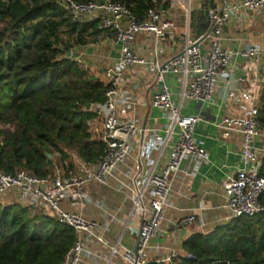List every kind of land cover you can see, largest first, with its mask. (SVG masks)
<instances>
[{
	"label": "trees",
	"instance_id": "trees-1",
	"mask_svg": "<svg viewBox=\"0 0 264 264\" xmlns=\"http://www.w3.org/2000/svg\"><path fill=\"white\" fill-rule=\"evenodd\" d=\"M112 1L138 20L152 8H171V0ZM211 26L206 2L191 9L195 38ZM103 38L99 18L75 20L58 0H0V168L52 177L74 173L75 157L102 158L106 143L92 137L89 122L109 85L67 53ZM258 119L264 128V87ZM38 206L0 196V264H65L77 231ZM183 249L177 264H264V211L195 233Z\"/></svg>",
	"mask_w": 264,
	"mask_h": 264
},
{
	"label": "built area",
	"instance_id": "built-area-1",
	"mask_svg": "<svg viewBox=\"0 0 264 264\" xmlns=\"http://www.w3.org/2000/svg\"><path fill=\"white\" fill-rule=\"evenodd\" d=\"M75 20L100 19V28L105 31V39L120 44V55L116 63L103 70L105 82L109 85L105 101L96 106L97 117L102 121V129L94 127V119L89 122L92 137L106 143V151L102 158L90 164L75 157L76 171L65 174L57 170L52 177H41L26 170L8 173L0 168V196L10 193L22 195L31 204H43L48 211L62 223H66L77 231V240L66 257L65 264H81L84 243L81 233H88L103 241L96 233L98 222L86 219L77 211L63 209L60 205L63 194L70 188L77 191L79 203L84 197L85 185L91 181L107 182V178L130 155L132 139L143 129L135 121L123 119L118 114L119 85L125 72L136 66L150 64L157 73L160 89L153 95L151 104L168 112L169 124L166 137L151 133L142 143L140 160L135 172L132 189V200L135 206L145 210L144 202L150 201V214L142 221L138 233L136 249L127 250L123 257L128 264H164L163 261L148 257L147 248L152 237L157 235L164 218V210L171 192L174 175L180 170L187 156L203 161L210 158L209 151L195 138V128L200 121L197 114H184L173 98L172 91L165 79L166 74L180 76L183 88L182 95L201 103L212 100L221 79H230L234 53L221 45L225 17L215 9H210L212 21V40L204 47L199 42L201 37L187 38L184 50L166 61L160 55L166 51L168 40L175 25L174 21L164 16V12L150 9L143 20H138L132 12L119 1L112 0H58ZM243 8L252 13L264 11V0H241L228 9ZM190 12V8L187 9ZM140 34L153 35L155 39V55L152 59L138 54L133 43ZM73 54V50H72ZM251 61L264 58V48L259 45H247L241 52ZM80 61L79 59H76ZM264 87L263 74H255L247 84L236 81L227 90V99L236 101L243 113L238 116H226L220 124L226 137L232 132L242 135L241 156L250 167L238 169L229 177L224 185L225 200L223 208L230 219L241 216H252L264 211L261 197L264 193V175L261 167L264 148L255 145L256 138L264 128L260 127L258 112L261 91ZM147 129H144V131ZM170 146L167 164L156 170L157 162L166 146ZM195 220L194 216L184 219L187 223ZM113 251L116 248L113 247ZM189 256H192L189 254Z\"/></svg>",
	"mask_w": 264,
	"mask_h": 264
},
{
	"label": "crops",
	"instance_id": "crops-1",
	"mask_svg": "<svg viewBox=\"0 0 264 264\" xmlns=\"http://www.w3.org/2000/svg\"><path fill=\"white\" fill-rule=\"evenodd\" d=\"M241 0H171V8L164 16L175 25L168 40L166 51L160 55L161 61L181 53L187 38L195 39L190 28L191 9H200L204 3L225 17L221 45L234 53L230 65L231 78L221 79L213 98L201 103L182 95L180 76L166 74L165 79L172 91L174 100L181 105L184 114H197L200 121L195 128V138L208 151L207 161L187 156L180 170L174 175L171 192L164 210L160 230L149 241L147 254L150 259L164 264H177L185 255L183 242L195 233H208L218 225L230 222L229 213L223 208L225 200L224 185L238 169L252 165L245 161L240 152L242 135L232 132L226 137L220 127L226 116L243 113L239 104L227 99V90L240 81L247 84L253 75L263 74L264 58L251 61L241 52L247 45L254 44L264 48V11L252 13L243 8L228 9ZM211 35L203 42L207 48ZM133 49L147 59L155 55L153 35L140 34L133 43ZM120 55V44L103 38L97 43L75 47L73 57L91 69L97 77L104 80L103 70L116 63ZM160 89L155 69L150 65L136 66L125 72L119 85L118 114L121 118L135 121L143 131L131 141L132 151L125 163L119 165L107 178V182L91 181L85 185L84 197L79 203L75 188L66 190L60 205L63 209L77 211L86 219L97 221L96 230L103 237L100 241L88 233H81L84 243L81 264H128L123 254L134 250L138 244V233L142 221L150 214V201L144 202L145 210L135 206L132 200L135 172L140 160V150L144 140L151 134L166 137L169 124L168 112L151 104L153 95ZM94 127L102 129V121L94 118ZM144 129H147L144 131ZM255 145L264 148V130L256 138ZM170 146H166L160 156L156 170H161L168 162ZM6 203L21 202L31 204L22 195L1 196ZM36 205V204H35ZM44 211L49 212L43 205ZM191 216L195 220L184 223ZM113 247L116 251H113Z\"/></svg>",
	"mask_w": 264,
	"mask_h": 264
},
{
	"label": "water",
	"instance_id": "water-1",
	"mask_svg": "<svg viewBox=\"0 0 264 264\" xmlns=\"http://www.w3.org/2000/svg\"><path fill=\"white\" fill-rule=\"evenodd\" d=\"M211 31H212V27L209 29V31H208L206 34H204V35L202 36V38L200 39L199 42L203 41V40L206 39L208 36H210ZM71 55H72V50H69L68 53H67V56L70 57ZM90 107H91V105L88 106V108H90ZM49 156L51 157V155H49Z\"/></svg>",
	"mask_w": 264,
	"mask_h": 264
}]
</instances>
